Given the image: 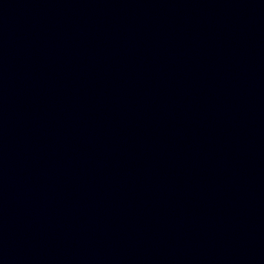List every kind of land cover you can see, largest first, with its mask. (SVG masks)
<instances>
[{"label":"water","instance_id":"95a60500","mask_svg":"<svg viewBox=\"0 0 264 264\" xmlns=\"http://www.w3.org/2000/svg\"><path fill=\"white\" fill-rule=\"evenodd\" d=\"M0 264H264V0H0Z\"/></svg>","mask_w":264,"mask_h":264}]
</instances>
